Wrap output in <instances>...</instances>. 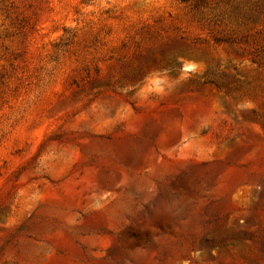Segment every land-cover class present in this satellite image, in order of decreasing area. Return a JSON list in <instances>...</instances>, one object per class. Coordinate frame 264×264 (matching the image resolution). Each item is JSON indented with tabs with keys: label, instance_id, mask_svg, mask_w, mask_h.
Segmentation results:
<instances>
[{
	"label": "rangeland",
	"instance_id": "rangeland-1",
	"mask_svg": "<svg viewBox=\"0 0 264 264\" xmlns=\"http://www.w3.org/2000/svg\"><path fill=\"white\" fill-rule=\"evenodd\" d=\"M0 264H264V0H0Z\"/></svg>",
	"mask_w": 264,
	"mask_h": 264
},
{
	"label": "water",
	"instance_id": "water-1",
	"mask_svg": "<svg viewBox=\"0 0 264 264\" xmlns=\"http://www.w3.org/2000/svg\"><path fill=\"white\" fill-rule=\"evenodd\" d=\"M199 64L198 61L189 58V57H184L182 58V62H181V68L185 69V70H189L191 68L196 67Z\"/></svg>",
	"mask_w": 264,
	"mask_h": 264
}]
</instances>
